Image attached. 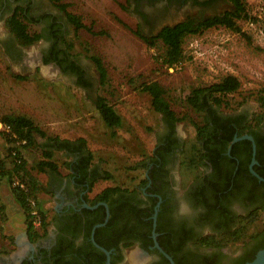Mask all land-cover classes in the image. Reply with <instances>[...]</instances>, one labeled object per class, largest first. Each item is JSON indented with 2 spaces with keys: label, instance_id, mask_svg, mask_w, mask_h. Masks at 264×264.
<instances>
[{
  "label": "rangeland",
  "instance_id": "1",
  "mask_svg": "<svg viewBox=\"0 0 264 264\" xmlns=\"http://www.w3.org/2000/svg\"><path fill=\"white\" fill-rule=\"evenodd\" d=\"M35 1L38 9H33L34 15L49 11L42 23H29L31 31L44 34L35 44L22 47L8 29L6 20H0V118L7 113L23 114L49 134L62 138L65 135L86 137L94 154V163L103 173L111 174L110 179L96 182L95 192L107 185L126 184L130 177L141 178V162L153 154L166 129L162 114L153 107V95L144 90V85L154 83L163 89L160 99L181 117L177 125L186 149L196 137L193 122L202 119L185 102V97L194 88L234 74L241 80L242 87L228 96L229 104L224 105V109L243 110L250 115L260 110L259 97L264 94V19L252 14L255 0H248L252 19L239 20L245 34L215 27L188 36L184 43L185 59L174 71L159 60L162 50L149 46L135 31L140 29L145 34H156L161 26L175 24L188 14L199 19L222 13L233 8L229 0H217L213 7L205 10L191 13L186 10L167 16L154 25L142 19L137 0H63L68 4V11L80 15L92 28L78 31L67 20L66 13L51 0ZM51 19L56 22L61 35L59 44L81 67L90 86H79L75 73L40 60L42 51L54 41L49 33ZM92 55L99 56L107 68L105 85L100 82ZM20 75L26 78H18ZM99 96L106 97L122 116L123 125L115 135L96 108L95 100ZM37 139L43 141L38 135ZM28 156L32 169L41 158V152L32 148ZM55 158L59 166L65 159H72L59 153ZM63 170L66 171L65 167ZM32 172L38 173L35 169ZM197 173L195 170L187 172V176L183 174L185 183ZM47 214L50 219L51 213ZM263 227L264 213L261 211L248 232ZM5 230L9 231L8 228ZM234 243L238 242L228 245ZM230 248H234L233 245Z\"/></svg>",
  "mask_w": 264,
  "mask_h": 264
},
{
  "label": "flooded vegetation",
  "instance_id": "2",
  "mask_svg": "<svg viewBox=\"0 0 264 264\" xmlns=\"http://www.w3.org/2000/svg\"><path fill=\"white\" fill-rule=\"evenodd\" d=\"M202 1L207 0H137L136 3L142 19L154 25L167 16L186 10L189 13L205 10L217 2L212 0L207 4L199 3ZM18 6H24L32 17L38 18L37 22L42 23L49 14L45 10L34 15L33 9L38 7L35 0H0V20H7ZM49 26L51 37L59 29L53 19ZM60 40L61 37L57 43ZM55 44L53 41L42 51L39 57L43 62L51 55ZM20 56L23 58V53ZM49 63L57 64L54 60ZM236 114H242L247 119L251 117L243 110ZM165 128L157 144L163 153L141 162L143 176L139 179L130 177V182L126 184L107 185L95 192L96 183L90 186L94 167L87 169L89 177L83 183L77 179L81 174L79 176L74 171H70L67 177H53L58 204L50 216L47 234L32 240L28 230L30 217L21 211L22 217L17 225L10 224L11 237L5 238L7 244L0 251V264H107L108 256L111 264H172L166 254L173 258L175 264H178L177 260L185 264H233L234 259L251 254L255 248L253 240L245 243L238 241L230 246L210 245L200 241L209 235H220L216 224L225 222L232 226L238 223L240 215L255 208L257 204L248 199L246 192L254 188L257 193L264 192L256 189L253 183L249 184L247 179L244 181L245 196H233L224 203L228 211L225 218L211 212L210 183L215 171L214 163L206 160V164L201 166L206 179L193 177L185 183L182 172L185 139L177 124L174 130L167 123ZM258 130L264 135V123ZM229 147L226 154L231 158L219 160L218 164L221 171L226 172L232 168L234 158L235 173L245 152L240 151V156L234 157ZM251 173L260 182H264ZM117 186L120 190L111 194L108 200H96L105 188ZM199 187L208 195L209 202H201L200 196H197ZM256 202L262 203L261 200ZM217 207L221 208L220 205ZM232 245L234 248H230Z\"/></svg>",
  "mask_w": 264,
  "mask_h": 264
},
{
  "label": "trees",
  "instance_id": "3",
  "mask_svg": "<svg viewBox=\"0 0 264 264\" xmlns=\"http://www.w3.org/2000/svg\"><path fill=\"white\" fill-rule=\"evenodd\" d=\"M51 1L66 13L67 20L74 25L77 31L82 28L92 30L91 27L83 22L80 15L68 11V4L64 3L63 0ZM211 1L207 0L199 3L207 4ZM229 1L233 4L231 10L199 19L187 16V18L175 24L163 26L156 34H145L140 29H137L135 33L149 46L159 47L162 50L159 60L163 65L168 68L175 66L182 63L185 59L184 43L190 35L202 34L206 30L215 27H226L237 33L245 34L242 31L239 20L251 18L248 11V0ZM37 21L38 18L32 17L24 6H18L13 14L7 18L6 25L10 32L16 36L19 43L27 47L35 44L44 37L43 33L31 31L29 28L30 22ZM60 37L61 35L58 31L52 34L51 38L56 44L52 47L51 55L46 57L44 62L56 61L62 70L71 71L78 76L79 86L84 88L90 86L91 84L85 78L81 67L57 43ZM91 58L96 63L100 82L102 85H105L108 82V71L103 60L97 55H92ZM17 77L20 79L26 78L21 75ZM241 87L242 82L238 76L227 74L219 81L210 85L194 88L185 97L186 104L190 105L202 119L201 121L193 122L196 128V137L188 149L186 147L183 149L182 172L186 175L187 172L190 173L191 171L194 172L197 170L199 173L195 177L206 179L207 177L203 176L201 166L206 164V160H211L214 163L215 171L210 183V198L212 200L210 208L211 212H216L224 218L226 212H228L224 203L231 200L233 196L241 198L245 196L243 191L244 181H247V179L251 182H248L249 184L253 183L256 189L264 192V182H260L250 171L249 164L253 157V145L249 139H243L233 144L231 152L234 157H239L240 151L245 152L235 173L236 160L234 158L231 162L232 168L226 172H222L219 168L220 164H218L219 160L231 158L226 152L236 134L243 136L251 133L255 137L257 144L256 158L258 164L254 166V169L264 177V135H261L260 130H258L264 123V94L261 93L259 97V101L261 102L260 110L251 115L249 119L242 114H236L238 109L226 111L223 107L229 104L228 96L238 92ZM144 90L149 91L153 95L152 104L154 109L162 114L164 122L167 123L171 130H174L175 125L181 121V117L169 104L160 99L163 89L153 83L144 85ZM262 92H264V89ZM95 105L105 124L115 135L117 129L123 125L122 116L104 96H99L95 100ZM0 121L9 127V131H2L9 146L6 156L3 157L0 155V187L4 182L9 183L15 199L29 217L31 211L29 199L30 197L36 199L38 210L43 218V225L40 228H35L32 221H30L28 230L32 240L45 236L50 223L48 214L43 208L38 194L43 190V187L38 178L33 174L32 169H36L39 172L51 171L56 174L60 173V166L55 155L59 151H65L72 156V159L64 161L63 165L69 168L70 171H74L77 175L81 174V177H77L81 183L87 177L86 171L89 167H94L95 170L90 177V186H94L101 179L111 178V174L103 173V171H100L99 166L94 163V154L90 150L86 138L78 137L71 140L62 138L59 135L49 134L37 125L31 117L23 114L7 113L1 116ZM37 135L43 139L42 142H39ZM23 140H26V142L21 145L17 144L18 141ZM29 148L40 149L42 154V159L32 169L29 167V162L25 154V150ZM13 151H16V155H13ZM158 153H163V149L161 147L159 149V146H157L151 156ZM15 178L24 182L29 190L26 192L20 187L14 186L13 181ZM119 190L120 187L118 186L107 187L97 196L96 200L99 198L108 200L111 194ZM257 192L254 188L251 192L245 193L248 199L257 205L254 209L249 210L247 214L240 215L238 223H234L232 226L225 222L218 223L216 224V228L220 231V235H209L200 241L218 246H226L229 242L242 241L245 243L247 240L255 241L253 252L234 259L233 264H245L252 261L257 252L264 248V227L256 228L250 233L248 232L250 224L257 220L264 207V193ZM197 196H200L199 199L201 202H209L208 195L204 191L202 192L201 188L197 191ZM260 200L262 203L256 202ZM219 205L221 208L217 207ZM11 242L14 244L13 239H11ZM106 247L109 248L110 246L106 245ZM177 263L185 264L180 260H177Z\"/></svg>",
  "mask_w": 264,
  "mask_h": 264
},
{
  "label": "crops",
  "instance_id": "4",
  "mask_svg": "<svg viewBox=\"0 0 264 264\" xmlns=\"http://www.w3.org/2000/svg\"><path fill=\"white\" fill-rule=\"evenodd\" d=\"M2 131H6V128L3 125V123L0 121V155L4 157V156H6V154L8 152V146L9 145H8V142H7L4 134L2 133ZM79 137H84V136H79ZM63 138L71 139V140L76 139V138H72L68 135L63 136ZM84 138H86V137H84ZM30 149H32V148L25 150V154H26L27 159L29 158L28 154H29ZM40 152H41V150H40ZM57 153L62 154L66 157L67 156L72 157L65 151H59ZM40 157H41L40 159H42V154ZM65 161H67V159H65ZM64 167H65L66 171L63 170ZM59 171H60V173L56 174V173L51 172V171L39 172L37 170L38 173L34 174L38 178V180L40 181V183L43 187V190H41L38 194H39V198L41 200L42 206L46 210V213L52 214L53 210H55V207L58 204L57 193H56L57 191L55 190V187L53 185L54 184L53 183V177L54 178L55 177H67L71 173L70 169L67 168L65 165H63V162H62V165L60 164ZM21 211H23V210L21 209L19 203L15 199V196H14V194L10 188L9 183L4 182L0 187V241L2 243L0 245V251L6 247L5 245L7 244V239H5V238L11 237L10 231H6L5 229L11 228L10 227L11 223L13 225H17L19 218L22 217Z\"/></svg>",
  "mask_w": 264,
  "mask_h": 264
},
{
  "label": "built area",
  "instance_id": "5",
  "mask_svg": "<svg viewBox=\"0 0 264 264\" xmlns=\"http://www.w3.org/2000/svg\"><path fill=\"white\" fill-rule=\"evenodd\" d=\"M252 6H253L252 14L254 15V17L256 16L260 19H264V0H255V3L252 4ZM252 16L250 19H252ZM180 66H181V63H179L175 66H171V67H169V69H170V71H174V69H177ZM4 126L6 128V131H9V127L6 125H4ZM25 142H26V140L18 141L17 144L21 145ZM13 155H16V151H13ZM18 161H20V160H18ZM13 185L20 187L21 189H23L26 192L29 190L28 186L18 178L14 179ZM29 202H30V206H31L30 221H32L35 228H40L43 225V218H42L41 213L38 210L37 201L35 198L30 197Z\"/></svg>",
  "mask_w": 264,
  "mask_h": 264
},
{
  "label": "water",
  "instance_id": "6",
  "mask_svg": "<svg viewBox=\"0 0 264 264\" xmlns=\"http://www.w3.org/2000/svg\"><path fill=\"white\" fill-rule=\"evenodd\" d=\"M40 60H42L41 59V57H40ZM55 64V63H54ZM59 69H60V66L59 65H57V64H55ZM249 139V140H251V142H252V145H253V158H252V163H251V171L253 172V174L254 175H256L260 180H262V181H264V177H262L255 169H254V164H257L258 163V160H257V158H256V152H257V144H256V141H255V139H254V137L252 136V135H243V136H238V135H236L235 137H234V139H233V142H232V144L233 143H235L236 141H239V140H241V139ZM232 144L230 145V147H229V151L231 150V148H232ZM95 241V240H94ZM106 252H107V254L109 255V252L106 250V249H104ZM167 256H168V258L171 260V262H172V264H175V262H174V260H173V258L170 256V255H168V254H166ZM108 262H107V264H111L110 263V256H108ZM246 264H264V248L263 249H261V250H259L258 252H257V254H256V256H255V258L252 260V261H249V262H247Z\"/></svg>",
  "mask_w": 264,
  "mask_h": 264
}]
</instances>
